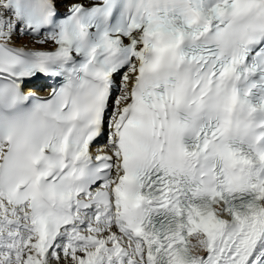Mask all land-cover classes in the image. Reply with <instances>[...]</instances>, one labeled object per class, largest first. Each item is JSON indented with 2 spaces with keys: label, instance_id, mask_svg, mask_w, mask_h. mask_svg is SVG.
<instances>
[{
  "label": "snow or ice",
  "instance_id": "obj_1",
  "mask_svg": "<svg viewBox=\"0 0 264 264\" xmlns=\"http://www.w3.org/2000/svg\"><path fill=\"white\" fill-rule=\"evenodd\" d=\"M0 264H264V0H0Z\"/></svg>",
  "mask_w": 264,
  "mask_h": 264
}]
</instances>
